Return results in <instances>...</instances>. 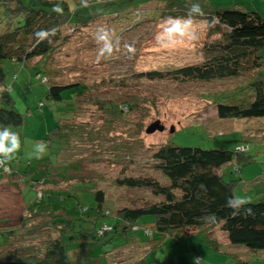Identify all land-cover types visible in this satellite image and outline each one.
Wrapping results in <instances>:
<instances>
[{
  "label": "trees",
  "instance_id": "1",
  "mask_svg": "<svg viewBox=\"0 0 264 264\" xmlns=\"http://www.w3.org/2000/svg\"><path fill=\"white\" fill-rule=\"evenodd\" d=\"M149 1L90 0V7L85 8L81 6L80 0H0V64L4 65L6 60H10L32 68L41 82L48 86V99L56 104L61 103L62 106L58 105L57 108L64 110L63 117L67 115L60 119L58 126L44 140L48 147L54 145L55 150H48L42 159L29 160L25 158L28 148L23 136L29 111L22 113L16 106L12 89L1 86L5 91L0 92V125L11 126L13 131L20 133L23 147L17 159L11 163L10 173L0 168V183L7 176L15 187H22L26 215L21 218V227L0 230L3 237L0 264H75L72 253L80 258L87 257L89 245L95 247L111 242L107 237L114 231L127 234L137 229V221L146 216L156 217L154 229L147 228V235L149 230V235L156 232L163 237L170 232L177 235L201 231L212 246H218L215 233L219 232L226 236L230 245L240 247L235 258L238 264H249V256L245 251H262L261 256L264 257V198L250 200L246 206L252 208L253 215L246 216L243 210L236 214L226 206L227 199L237 195L235 188L240 183L242 173L240 163L245 162L248 151V146L243 145L244 152L180 147L173 143L160 145L152 158L155 161L154 168L163 173L165 180L123 172L115 180L118 187L150 192L154 196L153 202L117 209L112 201L120 219H116L115 224H109L112 228L110 232L100 233L107 225H100V220L113 213L105 209L108 202L106 191L98 188L96 180L85 175L82 163L85 158H78V155L84 154L78 151L89 145L87 150L91 149L90 153H93L95 148L92 146L96 142L100 146L106 142L105 134L111 133L110 128L115 120L138 111L143 101L138 98L126 101L100 99L99 95L92 96L93 86L62 81L64 70L58 68L60 65L56 56L67 44L68 36L62 30L64 26L76 32L106 17L120 36L143 22L153 24L168 16H184L192 3H199L205 12V16L200 18L210 20L215 17L219 21L210 28V36L218 34L221 37L205 45L209 57L198 64L165 72L151 70L140 73L137 78L172 80L184 85L191 82H239L233 89L208 95L218 117L239 120L264 118V17L258 12H245L240 8L212 7L205 0H192L190 3L187 0H158L165 6L155 12L146 8ZM55 4H60L64 9L63 15L52 11ZM136 18L138 20L134 21ZM53 26L60 30L52 42L37 43L34 33ZM88 91L92 97L88 98L102 110L100 116L105 119L103 126L89 125L83 119L86 113L81 112L87 111H80V108ZM38 108L43 111L45 105L41 103ZM42 114L43 117L47 116L45 112ZM97 116L91 114L90 118ZM135 125L141 131L140 124ZM134 144L128 139L119 144L112 143L107 149L115 156H118L116 152L120 149L134 154ZM96 154L95 151L85 157L94 159ZM225 175H236L239 181L236 182L232 177L227 180ZM52 177H57L58 181L54 182ZM60 181L68 183V188H60L57 185ZM50 183L55 184L56 189L46 186ZM28 188L35 192L34 198L26 196ZM38 191L43 192L42 199L37 198ZM69 200L79 206L73 211H78L82 215L80 218L71 216ZM89 202H93L95 207H90ZM213 214L220 223H211L206 219ZM21 235L26 239L33 237L34 240L37 236L45 235L46 239H41L39 245L10 248L12 240ZM137 245L138 241L134 243V246ZM145 245L141 257L135 260L118 257V261L121 264H143L146 256H150L152 249L156 248L153 242ZM195 264L203 262L201 260V263Z\"/></svg>",
  "mask_w": 264,
  "mask_h": 264
},
{
  "label": "rangeland",
  "instance_id": "2",
  "mask_svg": "<svg viewBox=\"0 0 264 264\" xmlns=\"http://www.w3.org/2000/svg\"><path fill=\"white\" fill-rule=\"evenodd\" d=\"M191 1L187 0L188 3ZM205 1L212 7L240 8L245 12H258L264 17V0ZM164 6V3L158 0H151L146 4V8L155 12L163 9ZM137 20L138 18L134 21ZM163 20L153 24L143 22L128 30L124 35H120L122 50L106 58H98V45L94 38L98 26H110L113 29L106 17L76 32H73L70 27L62 28L68 36L67 44L56 56L60 65L58 68L64 70V74L61 75L62 81L82 82L89 87L93 86L92 96L99 95L100 99L114 98L115 101H126L138 98L143 101L138 111H133L126 117L115 120L113 127L110 128L111 133L105 134L106 142L101 146L96 142V145L92 146L95 148L94 152H97L93 156L94 159H90V156L89 159L85 157L94 153H90L91 149L87 150L89 145H85V149L78 151L84 154L78 155V158H85V161H82L86 171L85 175L96 180L99 183L98 188L106 191L108 202L105 209L113 213L109 217H103L99 222L100 225L103 223L112 225L115 224L116 219H120V215L115 212L116 206L117 209L132 208L153 202L154 196L150 192L118 187L115 180L121 172L165 180L163 173L154 168L155 161L152 156L160 145L166 143L204 150L236 151V145L248 146L247 155H245L247 159L240 163L242 168L240 181L236 175L225 176L227 180H231L232 177L236 182H240L235 188L237 195L246 196L251 201L264 198V118L220 119L212 99L208 98V95L233 89L239 82H191L184 85L172 80L156 81L137 78L138 74L151 70L165 72L186 65L198 64L209 57L205 50L206 42H214L221 37L218 34L210 36V28L204 26L203 18H198V26L201 29L198 41H185L173 48H164L155 41V35ZM131 23L134 24L133 21ZM124 42L135 43L134 55L130 56L126 50H123ZM262 54L264 57V50ZM1 86H8L10 90L12 89L11 93L16 106L22 113L29 111L28 125L23 129V136L24 141L27 142L25 145L28 150L26 151H30L35 142L44 141L58 126L64 110H58L57 106L62 105L48 99V86L41 82L36 72L28 65L24 67L10 60H6L4 65L0 64ZM88 97H91L89 91L84 95L81 103L80 111H87L81 112L86 113L83 119L89 125L103 126L105 119L100 116L102 110L91 99L92 97ZM41 103L45 105L43 111L38 108ZM43 112L47 116L43 117ZM91 114L98 116L90 118ZM66 117L67 115L63 118ZM156 122L163 126V130L157 129L152 133H147V128ZM137 123L140 124L141 131L137 129L135 125ZM128 139L135 142L136 152L134 154L120 149L116 152L118 156H115L107 149L112 143L119 144ZM53 149L55 150L54 145L48 147L51 152ZM52 178L54 182L58 181L57 177ZM10 182L11 180L6 176L0 183V230L6 227H21L23 223L21 218L26 215L21 195L22 187L17 188ZM57 185L63 189L68 188V183L64 181H60ZM46 186L56 189V185L52 183ZM26 196L34 198L35 192L28 188ZM70 201L71 216L80 218L82 215L78 211H73L79 206ZM88 205L95 207L93 202H89ZM155 222L156 217L154 216L143 217L137 221V229L127 234L114 231L107 237L111 239V242L98 244L93 246L94 248L89 245L87 257L80 258L72 253V259L75 264H121L118 261L119 258L135 260L143 255L145 243L152 244L153 242L156 248L152 249L150 256H146L143 264H195L196 255L204 258L207 253L210 260L215 259L216 264H232V262L238 264L232 254L237 255L240 247L234 245L227 247L223 244L220 246V251L213 250L206 239V234L201 231L177 235L170 232L165 237L156 232L147 235L146 229L153 230ZM220 234L221 242L225 241L226 236ZM19 237L12 240L13 244L10 248L29 244L39 245L41 239H46L45 235L37 236L35 240L33 237H29L30 239H26L25 236L20 239ZM137 241L138 245L134 246ZM2 242L3 237L0 235V245ZM258 252L245 251V254L249 256L247 258L249 264H264V257L261 256L263 253Z\"/></svg>",
  "mask_w": 264,
  "mask_h": 264
},
{
  "label": "clouds",
  "instance_id": "3",
  "mask_svg": "<svg viewBox=\"0 0 264 264\" xmlns=\"http://www.w3.org/2000/svg\"><path fill=\"white\" fill-rule=\"evenodd\" d=\"M82 7H90V0H80ZM52 11L58 15H63L64 9L60 4L53 5ZM205 12L199 3H192L184 16H168L159 25V30L155 35V41L164 48H173L183 44L185 41L196 42L200 39L201 29L198 26V18L204 17ZM218 19L213 17L210 20H204L206 28H213L218 23ZM60 29L56 26L47 29H40L34 33L37 43L44 41L52 42ZM95 42L98 45V58L111 57L122 50L121 38L116 35L115 30L107 26H98L95 31ZM123 50H126L130 56L135 54V43H123ZM5 91L0 87V92ZM24 143H27L26 141ZM22 138L20 133L13 131L11 126L0 125V167L5 173L11 172V163L21 152ZM236 151H242V145L235 146ZM48 152V144L44 141L35 142L30 151L25 152V158L42 159ZM37 198H43V192H37ZM250 200L246 196L234 195L226 201V206L233 209L236 214L243 210L244 215H253V210L246 207ZM211 223H220L221 221L215 214L206 218ZM110 226V225H105ZM111 227V226H110ZM110 232V231H109Z\"/></svg>",
  "mask_w": 264,
  "mask_h": 264
},
{
  "label": "crops",
  "instance_id": "4",
  "mask_svg": "<svg viewBox=\"0 0 264 264\" xmlns=\"http://www.w3.org/2000/svg\"><path fill=\"white\" fill-rule=\"evenodd\" d=\"M263 58H264V57H263ZM107 225H109V224H107ZM195 232H196V231H195ZM192 233H194V232H192ZM215 235H216L217 240H218V246H212V245L210 244L213 250H218V251H220V250H221L220 246L223 245V244H224L225 246H227V247L230 246L229 241H227V240L221 242V234H220L219 232L215 233ZM215 235H214V236H215ZM216 247H218V249H217ZM200 256H201V255H196V258L199 257V258L201 259L202 257H200ZM232 256L234 257V260H235L236 257H238V255H237V256H236V255L234 256V254H232ZM196 258H195L194 262H196ZM204 258L207 259V261H206ZM204 258L201 259L202 262H203V264H216L215 259H211V260L209 259V257H208V253H207V255H206ZM236 261H237V260H236ZM239 263H240V261H239ZM232 264H235V263L232 262ZM240 264H243V263H240Z\"/></svg>",
  "mask_w": 264,
  "mask_h": 264
},
{
  "label": "water",
  "instance_id": "5",
  "mask_svg": "<svg viewBox=\"0 0 264 264\" xmlns=\"http://www.w3.org/2000/svg\"><path fill=\"white\" fill-rule=\"evenodd\" d=\"M157 129H159L160 131L163 130V126H161L159 122H156V123L150 125V126L147 128L146 132H147V133H152V132H154V131L157 130Z\"/></svg>",
  "mask_w": 264,
  "mask_h": 264
},
{
  "label": "built area",
  "instance_id": "6",
  "mask_svg": "<svg viewBox=\"0 0 264 264\" xmlns=\"http://www.w3.org/2000/svg\"><path fill=\"white\" fill-rule=\"evenodd\" d=\"M244 149H245V148H243V150H244ZM0 168H2V167H0ZM111 229H112V228H111L110 226H104V228L101 230L100 233H101V234H104V233H106V232L111 231ZM150 233H151V232H150ZM150 233H149V234H150ZM196 262H197V263H201V259H200V258H197V259H196Z\"/></svg>",
  "mask_w": 264,
  "mask_h": 264
}]
</instances>
